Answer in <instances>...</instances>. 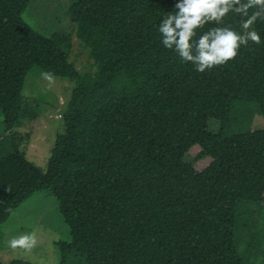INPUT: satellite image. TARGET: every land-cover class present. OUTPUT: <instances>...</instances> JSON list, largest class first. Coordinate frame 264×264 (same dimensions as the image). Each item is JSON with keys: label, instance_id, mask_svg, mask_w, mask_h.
I'll use <instances>...</instances> for the list:
<instances>
[{"label": "trees", "instance_id": "trees-1", "mask_svg": "<svg viewBox=\"0 0 264 264\" xmlns=\"http://www.w3.org/2000/svg\"><path fill=\"white\" fill-rule=\"evenodd\" d=\"M30 2L0 0L7 131L39 115L24 95L34 67L74 88L45 171L19 150L0 157V224L49 190L72 237L58 242L59 264H264V128H250L264 119V43L198 73L159 44L174 0H77L72 20L96 66L83 75L69 37L24 21ZM197 145L212 158L202 170L186 159Z\"/></svg>", "mask_w": 264, "mask_h": 264}, {"label": "rangeland", "instance_id": "rangeland-1", "mask_svg": "<svg viewBox=\"0 0 264 264\" xmlns=\"http://www.w3.org/2000/svg\"><path fill=\"white\" fill-rule=\"evenodd\" d=\"M76 1L31 0L23 12V19L44 36L52 37L60 33L69 37L71 62L76 64L81 74H94L95 62L90 56L89 48L78 38L77 27L70 12ZM73 88L74 82L47 75L37 67L31 69L24 88L25 104L39 115L36 120H28L24 126L7 131L0 110V157L9 151L19 150L25 152L29 160L45 171L56 135L64 130V120L60 114H63L62 109H66L71 100ZM212 123L213 130L220 125L216 120ZM251 125L249 127L252 129L264 128L263 116L254 114ZM232 128L234 131L242 130L236 124ZM200 152L201 147L197 145L187 153L186 159L202 170L210 164L212 158H201L198 156ZM29 233H35L37 240L31 249H13L9 246V241L13 238ZM71 239L70 228L60 211L57 197L49 190L37 191L0 224V261L3 264L14 260L31 264H59L61 252L58 242H70ZM74 264L86 262L77 258Z\"/></svg>", "mask_w": 264, "mask_h": 264}, {"label": "clouds", "instance_id": "clouds-1", "mask_svg": "<svg viewBox=\"0 0 264 264\" xmlns=\"http://www.w3.org/2000/svg\"><path fill=\"white\" fill-rule=\"evenodd\" d=\"M229 17H238V26L227 23ZM259 22H264V0H174L156 28L163 49L206 73L234 61L250 43H264ZM36 243L35 233H29L9 246L29 250Z\"/></svg>", "mask_w": 264, "mask_h": 264}]
</instances>
